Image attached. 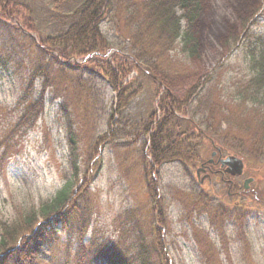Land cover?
<instances>
[{
	"label": "trees",
	"instance_id": "trees-1",
	"mask_svg": "<svg viewBox=\"0 0 264 264\" xmlns=\"http://www.w3.org/2000/svg\"><path fill=\"white\" fill-rule=\"evenodd\" d=\"M39 5L47 13L42 22L34 15ZM202 8V0H0V46L8 50L0 54V63L6 66L17 48L29 57L21 84L24 107L11 135L37 124L46 92L64 80L68 82L66 76L70 81L64 82L63 92L57 94L63 96L61 107L65 109L72 94L76 100L83 98L76 102L74 112L81 127H86L94 116V93L78 79L83 70L93 72V78L95 74L107 79L118 91L115 113L120 114L117 122L124 132L122 122L132 98L149 83L154 105L136 128L143 136V149L149 151L144 155V177L158 209L149 220L138 214L137 218L129 209L120 239H101L95 232L88 237L95 203L89 179L79 185V174L82 168L87 174L94 172V161L101 155L94 136L85 151H80L74 120L69 119L71 174L52 200L39 207L17 209L14 218L1 220L0 264H37L62 230L76 240L75 253L64 264H170L161 228L166 225L168 211L166 206L161 208L166 198L159 185L161 167L177 162L190 171L206 138L219 153L237 154L245 162H264L263 33L247 30L239 46L249 73L242 72L228 81L224 78L225 65H219L199 77L184 98L173 90L175 80L195 72L193 63L200 44L194 25ZM105 23L112 24L114 36L105 31ZM234 34L230 41L239 39ZM70 73L73 75L68 77ZM132 73L134 77L129 78ZM38 79L39 96L31 99ZM113 117L114 113L110 119ZM113 136L105 132L98 138L106 141ZM100 164L99 160L97 166ZM173 192L171 189L172 196ZM178 197L174 203L187 212L183 214L186 219L192 222L193 217L208 213L210 224L216 228L221 246L201 226H194L198 242L203 243L205 263L213 264L218 251L228 252L231 241L250 252L248 211L243 205L216 201L202 189L179 190ZM255 198L258 201L257 195ZM228 229L233 230L232 236Z\"/></svg>",
	"mask_w": 264,
	"mask_h": 264
},
{
	"label": "rangeland",
	"instance_id": "rangeland-1",
	"mask_svg": "<svg viewBox=\"0 0 264 264\" xmlns=\"http://www.w3.org/2000/svg\"><path fill=\"white\" fill-rule=\"evenodd\" d=\"M202 1L203 8L194 25L200 44V53L193 63L195 72L173 82V90L180 98L187 95L199 77H204L219 65H225L224 78L228 81L242 72L249 73L248 63L243 59L242 48L239 46L244 43L247 30L252 29L264 35V0ZM36 2L41 3V0ZM40 6H36L34 12L37 22H42L47 14ZM104 29L114 36L112 24L105 23ZM233 34L239 39L230 41ZM7 51V48L0 46V54H7ZM11 56L6 66L0 63V222L14 218L17 209H25L29 205L39 207L42 202L52 200L64 185L66 176L72 170L69 119L74 120L80 151H85L89 139L94 136V143L101 155L100 159L94 161V172L89 171L87 174L88 170L83 171L82 168L79 174L82 178L79 185L85 178L89 179L95 203L88 237L93 232L106 240L124 237L121 230L129 209L135 211L136 217L138 214L149 220L153 211L158 209L156 201L149 195L144 177V155L149 151L147 148L143 149V136L137 134L139 129L136 126L154 105V101L150 99L153 94L150 84L146 83V88L132 98L122 122V127L125 128L123 132L119 129L120 122H117L120 114L115 113L118 91L113 89L107 79L95 74L93 78V72L88 70H83L81 77L77 75L82 83L87 84L88 92L94 93V116L82 128L79 118L75 116L78 113L74 111L77 108L76 102L83 98L76 100V96L72 94L70 102H66L67 108L63 109V96L57 95L63 92L64 82L67 84L70 81L66 76L68 82H59L61 85H54L55 89L51 87L46 92L44 111L37 124L22 128L12 136L16 124L14 121L24 107L20 102V97L24 94L21 84L29 57L20 48ZM72 75L70 73L68 77ZM134 75L135 73L130 74L129 78ZM35 86L31 99L39 96L40 79ZM112 113L114 117L110 119ZM105 132L109 136L114 133L113 140L100 141L98 136ZM203 140L199 160L190 166V171L177 162L161 167L159 185L163 193H166L165 204L161 208L168 207L166 225H161V228L170 264H207L202 259L203 243L197 240L195 225L201 226L202 231H206L214 243L221 246L216 228L209 222L208 213L193 217L191 222L183 216L187 213L183 212V207L174 203L180 199L178 191L183 189L207 190L216 201L231 206L240 204L248 211V230L252 245L250 252L242 250L239 242L231 241L228 252H216L213 264H264V162H246L244 174L238 178L233 177L231 182L221 179V172L217 171L220 165H212L216 170L212 173V178L206 177L200 182L205 172L198 175L197 169L211 157L214 149L208 138ZM99 160L101 164L98 167ZM147 167L149 169V165ZM247 176H253L254 180L250 188L244 190L240 187ZM232 183L240 187L235 189ZM171 189L174 191L173 196ZM163 193L160 190V196ZM256 195L258 201L255 200ZM228 230L229 236H232L233 230ZM125 239L128 242L129 237L126 236ZM75 250L76 240L62 230L59 239L38 258L37 264H64Z\"/></svg>",
	"mask_w": 264,
	"mask_h": 264
},
{
	"label": "water",
	"instance_id": "water-1",
	"mask_svg": "<svg viewBox=\"0 0 264 264\" xmlns=\"http://www.w3.org/2000/svg\"><path fill=\"white\" fill-rule=\"evenodd\" d=\"M216 154V150L212 152V157L210 158L211 161H213V156ZM218 161L222 164V166H225V169L228 173L231 175H241L243 174L245 170V162L244 159L236 154H228L226 156L220 155ZM201 169H205L204 164H202L198 168V172H200ZM254 177L249 176L246 177L244 180V186L245 188L250 187L251 181H253Z\"/></svg>",
	"mask_w": 264,
	"mask_h": 264
},
{
	"label": "flooded vegetation",
	"instance_id": "flooded-vegetation-1",
	"mask_svg": "<svg viewBox=\"0 0 264 264\" xmlns=\"http://www.w3.org/2000/svg\"><path fill=\"white\" fill-rule=\"evenodd\" d=\"M219 157V154L217 153L214 157V161L213 162H209V163H213V164H217V159ZM205 172V174H207L209 176V178H212V173L216 172V170L214 168H212L211 165H209L208 163H205V169H201L200 172L198 173V175L201 174V172ZM217 171H220L222 174L221 178L224 179V180H228L225 175V167H222L221 166V169H218Z\"/></svg>",
	"mask_w": 264,
	"mask_h": 264
}]
</instances>
